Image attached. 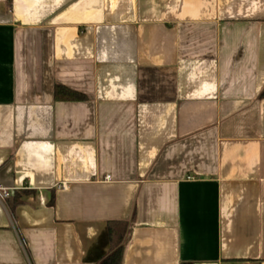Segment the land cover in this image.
<instances>
[{
  "label": "crops",
  "instance_id": "0c3cea01",
  "mask_svg": "<svg viewBox=\"0 0 264 264\" xmlns=\"http://www.w3.org/2000/svg\"><path fill=\"white\" fill-rule=\"evenodd\" d=\"M263 89L264 0H0V264H264Z\"/></svg>",
  "mask_w": 264,
  "mask_h": 264
},
{
  "label": "trees",
  "instance_id": "16d2710c",
  "mask_svg": "<svg viewBox=\"0 0 264 264\" xmlns=\"http://www.w3.org/2000/svg\"><path fill=\"white\" fill-rule=\"evenodd\" d=\"M55 92L57 97L63 99H78L84 97L81 93L61 85L56 86ZM260 96L264 97V89L261 91ZM108 230L112 240L113 251L103 259L101 264H122L124 246L121 243L127 232V223L124 221L111 222L109 223Z\"/></svg>",
  "mask_w": 264,
  "mask_h": 264
},
{
  "label": "built area",
  "instance_id": "2783aa9c",
  "mask_svg": "<svg viewBox=\"0 0 264 264\" xmlns=\"http://www.w3.org/2000/svg\"><path fill=\"white\" fill-rule=\"evenodd\" d=\"M107 179L110 178L109 176L106 177ZM68 186L67 183H59L56 185L57 188H66ZM9 188L4 187L3 185L0 184V197L1 199H7L8 197H10L11 193H10Z\"/></svg>",
  "mask_w": 264,
  "mask_h": 264
}]
</instances>
